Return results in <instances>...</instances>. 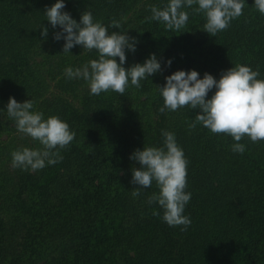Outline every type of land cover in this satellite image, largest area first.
Instances as JSON below:
<instances>
[{
	"label": "trees",
	"instance_id": "trees-1",
	"mask_svg": "<svg viewBox=\"0 0 264 264\" xmlns=\"http://www.w3.org/2000/svg\"><path fill=\"white\" fill-rule=\"evenodd\" d=\"M54 2L0 0V108L9 96L32 97L46 117L58 114L76 132L60 149L59 162L35 171L15 168L14 149L40 145L0 112V264H264V140L244 136L240 142L246 150L233 152L230 135L212 133L195 121L197 109L186 105L160 112L157 85L177 69L219 78L221 70L238 63L259 68L264 77V14L254 0L215 36L202 29L205 16L193 10L195 4L185 7L189 19L177 30L150 18V6L167 0H66L65 9L77 20L89 8L95 19L121 20L137 36L125 67L152 52L162 60L173 57L171 66L162 65L163 71L141 81V87L99 95L90 94L82 78L65 76L67 65L79 66L97 52L80 45L73 54L62 52L64 41L53 39L59 26L54 29L44 14ZM51 80H57L53 87ZM161 129L176 134L189 161L186 190L192 196L185 213L191 224L183 231L162 219L158 204L148 203L158 191L155 182L138 197L131 194L138 186L130 182L131 169L139 164L129 155L144 143L161 144ZM194 135L200 151L195 158ZM212 171L217 178L210 177ZM142 237L148 247L139 251ZM195 250L204 255L199 263L189 261Z\"/></svg>",
	"mask_w": 264,
	"mask_h": 264
},
{
	"label": "clouds",
	"instance_id": "clouds-1",
	"mask_svg": "<svg viewBox=\"0 0 264 264\" xmlns=\"http://www.w3.org/2000/svg\"><path fill=\"white\" fill-rule=\"evenodd\" d=\"M247 0H167L163 6L151 5V19L162 21L165 27L181 29L189 19L185 7H196L202 12L205 22L202 29L210 35L226 29L231 21L243 13ZM66 0H55L46 6V20L55 29L53 39L63 40V53H72L71 49L80 45L83 50L97 52V57L89 59L79 66L67 65L64 68L66 78L87 82L89 93L99 95L111 89L123 94L129 85L141 87V81L163 71L162 65L171 66L173 57L162 60L155 52L141 62L125 67L128 52H135L137 36L125 29L121 20L113 19L104 23L94 18L89 8L83 10L79 20L65 9ZM255 7L264 14V0H254ZM115 26L119 31H109ZM41 35L47 38L48 28L42 24ZM73 54V53H72ZM117 57L119 59H117ZM158 85L163 97L160 112L175 111L183 106L197 109L195 121L212 133H226L235 141L231 145L233 152L243 153L246 145L242 138L251 141L264 140V77L259 68L250 64L238 63L221 70L219 78L205 71L201 76L195 69H177L165 76V83ZM212 94L209 96L211 90ZM34 98L19 101L9 96L6 106L0 112L14 121L17 130L31 136L40 147H17L11 152V165L29 171L44 168L63 159L60 149L68 145L76 132L69 123L58 114L45 116L35 108ZM195 127V122L188 125ZM163 142L159 145L145 144L134 149L129 159L138 162L133 166L131 183L132 196L138 197L141 190L149 188L155 182L158 191L148 196L149 204L156 203L163 209L162 219L170 226L182 225L181 231L191 224L190 215L185 208L192 192L187 189V165L185 150L178 142L176 134L161 129ZM155 215L161 213L154 210Z\"/></svg>",
	"mask_w": 264,
	"mask_h": 264
},
{
	"label": "rangeland",
	"instance_id": "rangeland-1",
	"mask_svg": "<svg viewBox=\"0 0 264 264\" xmlns=\"http://www.w3.org/2000/svg\"><path fill=\"white\" fill-rule=\"evenodd\" d=\"M213 49H214V48L211 47L210 50H211V51L213 52V54H214V52H217V49H215V51H213ZM212 52H211L210 54H212ZM55 83H57V80H51V87H53ZM191 139H192V138H191ZM192 140H193V141H192V144H191V152H192L193 157L195 158V156H196L198 153H200V151L198 150V145H197V143H198L197 135H194V137H193ZM200 141H201V139H200ZM200 145H201V144H200ZM210 168H213V167L209 166V167H207V168L205 169V171H206L205 174H207L208 177H209ZM210 177H212L213 179L217 178L216 175H215V171H214V172L212 171V174L210 175ZM212 181H213V180H212ZM43 182H45V180H43ZM198 214H200V213H198ZM226 217H227V216H226ZM194 220H195V217H194ZM207 222H210V220L207 219ZM145 238H146V237H145ZM146 240H147V239L144 240L143 237L140 238V239H138V243H137V244H139V251H142V250H146V249H147L148 245H147V243H146ZM231 245L235 247V243H234L233 241L231 242ZM201 257H202V260H203L204 255H202L201 251H200V250H195V251H193V253L190 254V259H189V261H190V262H193V263H199V260H200ZM202 260H201V263H202Z\"/></svg>",
	"mask_w": 264,
	"mask_h": 264
}]
</instances>
